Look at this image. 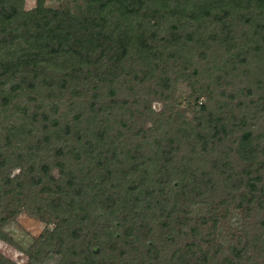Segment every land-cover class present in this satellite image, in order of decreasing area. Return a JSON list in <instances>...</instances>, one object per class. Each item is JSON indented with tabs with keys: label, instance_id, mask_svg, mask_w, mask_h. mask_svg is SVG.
Segmentation results:
<instances>
[{
	"label": "trees",
	"instance_id": "16d2710c",
	"mask_svg": "<svg viewBox=\"0 0 264 264\" xmlns=\"http://www.w3.org/2000/svg\"><path fill=\"white\" fill-rule=\"evenodd\" d=\"M41 1L23 11L21 0H0L4 71L31 74L13 92L25 87L39 94V83L50 97L70 88L71 96L91 99L73 116L85 155L58 147L50 163L49 155L36 162L17 154L28 165L19 178L6 170L12 149H0V172L6 185L24 180L30 191L40 187V209L47 206L58 218L41 238L61 255L59 264H264V13H255L262 0H231L243 9L242 24L212 0H97L79 14L49 12ZM218 14L225 19L220 28L213 26ZM139 16L150 23L147 31L133 23ZM222 39L235 50L213 67L218 59L205 51ZM179 67L190 69L183 75ZM181 75L206 78L184 109L194 116L175 107L157 114L148 103L144 119L154 122L155 133L165 124L167 135L158 133L150 147H128L143 111L139 97L115 101L119 84L137 78L139 88L150 83L160 100H174ZM105 93L109 104L98 101ZM233 205L242 212V236L227 247L210 229L200 230L216 225L217 209ZM190 206L202 215L192 217ZM0 264L14 263L0 255Z\"/></svg>",
	"mask_w": 264,
	"mask_h": 264
},
{
	"label": "rangeland",
	"instance_id": "374dc122",
	"mask_svg": "<svg viewBox=\"0 0 264 264\" xmlns=\"http://www.w3.org/2000/svg\"><path fill=\"white\" fill-rule=\"evenodd\" d=\"M94 1L96 2L97 0H42L41 3L44 9L49 12L59 10L67 11L71 14H79L89 13ZM212 1L213 2H208V4L216 6L215 9L219 7L220 11L226 7V15L228 18H232L231 20L234 24H242L240 19L243 9L233 7L231 0ZM21 2L23 11H30L38 5L39 0H21ZM261 4L262 6H259V4L255 13H264V0L261 1ZM218 15L220 18L213 20V26L220 28V25L225 19L223 17L224 14ZM133 21V23L144 24L142 27L145 31L150 28V23H147V20L142 16L138 18L135 17ZM244 27L245 26H242L243 29ZM159 30L161 33L163 30L162 26H159ZM234 31L237 34L239 33L236 28H234ZM231 39H233V37ZM2 49L3 48L0 49V75H2V77H0V149L4 152L8 149H12L13 155L11 158L13 160L7 165L6 170L9 171L8 173H10L11 176H19L20 178L23 173L21 167L26 169L28 166L24 161L18 162L15 160V158H17L15 155L17 154H19V158L21 159L25 158L26 161L27 159H34L36 162L43 161L46 159L45 156L49 155L47 161L51 163L53 162L52 155L55 156L54 152L56 148L63 147L66 150L62 151L64 153H68L69 148H71L74 149V151H70V155L74 156V153H76L78 157L84 156L85 150L83 145L85 142L80 138L81 136L79 134L81 125L78 126L77 123H79V121H74L73 116L77 114L80 109L85 108L87 105L86 102H89L91 99L71 96L69 94L70 88H67L66 92L61 95L55 92L51 94L50 97L49 89H46L47 87L45 88L43 84L39 85V83H34L35 86L39 87V94H34V89H32L30 93L25 87L21 90L17 88L16 90L19 91L18 94L15 93L16 90L13 92L12 88L14 85H19L18 82L20 78H27L25 80H28L31 74L28 72L27 76H25L26 72L23 71L22 73L17 72L14 76H7L8 73L4 71V64L9 63V59H3L2 54H4V50L2 51ZM234 50L233 47L227 44L225 39H222L208 44L205 52L211 56L217 57L218 60L212 61L214 67L219 63L220 59L232 53ZM197 53L198 49H194L192 46L189 47V54H195V60L199 59ZM225 63H227L225 66L230 64L228 61ZM156 68L158 70L156 72H159V65L156 66ZM183 68L184 67H179L178 70L184 75L190 67L186 68V70H183ZM59 69L61 68L57 70ZM159 73L161 74V72ZM137 74L141 76L139 72H137ZM130 76L132 78V74H130ZM199 76H201V78ZM127 80L129 81L122 82V85L119 84L120 90H116V93H118L115 96V101L123 100L127 101V103H131L134 99L139 97L137 101H140L138 103H141V105L138 107L143 111V117H141L142 121H137L131 130L130 136H133V138L131 139L130 145H128L130 148L137 147L138 143L144 142L150 147L152 146V140L155 141L158 133L167 135L164 132L165 124L162 126L158 124L159 129L158 131L156 130L157 132L155 133V131H153L155 128L154 122L152 120H146V118L144 119V113L146 114L149 111L148 103H150L152 111L157 114L164 113V115H169L168 113L170 110L173 111L177 108L180 111L183 110L185 117L190 120L194 116V112H184V109H186L188 100L192 99L191 90L193 88L194 90L198 89L199 84L203 85L206 82V78L204 79L202 75H198L187 81H185L181 75L177 84H172V86L174 85L173 94L175 93L176 99L173 100L172 98L167 101H162L159 99V95L153 94L150 83H144L142 85L143 87H141L143 89L141 90L137 85V78L130 80L129 77ZM117 83H119V81H117L116 84ZM128 85L133 87V89L128 90ZM57 87L58 85L55 83L50 86V89L54 91ZM106 94L107 93L103 94L104 97L98 99L99 103L107 101L106 103L109 104L108 101L110 100V96ZM201 100L205 101V98L202 97ZM34 115H36V118ZM45 116L47 120L43 121V117ZM184 122L185 120L183 123ZM117 123L119 124L120 122ZM70 124L71 127L69 128L68 125ZM44 125L46 126L43 129L42 126ZM121 128H123L124 131H128V127ZM114 137L116 139L118 138L116 136ZM58 144L61 146H58ZM35 147H37L38 150L34 153ZM59 172V169L54 167L51 176L55 179L59 176ZM0 176L3 178L2 181L4 182L2 185L0 181V255L14 264H59L61 255L55 252V249L53 250L48 247L44 240L45 236L41 238V235L45 234L47 230L51 231L56 229L58 218L54 217L51 208L45 206V208L42 207L43 209H40V205H43L40 204L43 202L41 198L43 194L40 193V187H36L34 191H30V189L25 187L24 180L23 182L22 180H18L19 182L16 180L6 185V179L4 178L5 170L0 172ZM31 196L34 197L36 201H34V198L32 200H26L27 197ZM190 210L191 216L195 219L202 215V211L195 206H190ZM213 216L216 219V225L202 226L200 230L202 233L203 230L210 229L211 236L221 245L227 247L229 244L241 240V210L235 208L234 205L227 208L222 207L217 209ZM250 237L253 239L254 235ZM242 243H246L244 238L242 239ZM250 244L251 247H253L255 242L251 240Z\"/></svg>",
	"mask_w": 264,
	"mask_h": 264
}]
</instances>
